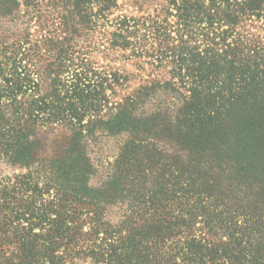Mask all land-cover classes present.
Returning <instances> with one entry per match:
<instances>
[{
    "label": "trees",
    "instance_id": "trees-1",
    "mask_svg": "<svg viewBox=\"0 0 264 264\" xmlns=\"http://www.w3.org/2000/svg\"><path fill=\"white\" fill-rule=\"evenodd\" d=\"M119 1L0 0V264H264V0Z\"/></svg>",
    "mask_w": 264,
    "mask_h": 264
},
{
    "label": "rangeland",
    "instance_id": "rangeland-1",
    "mask_svg": "<svg viewBox=\"0 0 264 264\" xmlns=\"http://www.w3.org/2000/svg\"><path fill=\"white\" fill-rule=\"evenodd\" d=\"M119 3H122V0H120ZM133 11H135V10H133L131 6L125 4L122 6L121 9L115 11L114 15L119 14V13H124V14L134 15V16L137 15V13L133 12ZM35 28L36 27H32L31 31L33 32L35 30ZM20 31H21V25H20L19 21H15V20L10 21L6 18L0 19V37L10 36V35H13L12 33H19ZM93 57H95L94 61L98 62L99 64H107L108 63V61L105 60L99 54L93 55ZM113 64L116 66H120V67L122 65L123 69L126 70L128 73L135 72V67H134L132 62L116 61V62H113ZM137 84H138L137 80H133L131 82L132 87H135ZM13 171L14 170L12 168H7L5 165L0 164V174H12ZM15 171L17 172L18 170L16 169ZM92 182L94 184H97L100 182V173H98L92 179ZM110 217L112 220H115L118 217L117 209L112 210Z\"/></svg>",
    "mask_w": 264,
    "mask_h": 264
}]
</instances>
